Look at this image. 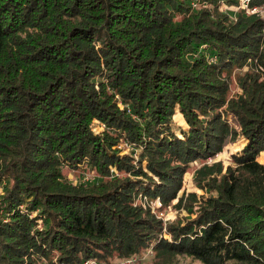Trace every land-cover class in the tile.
<instances>
[{"label":"trees","instance_id":"trees-1","mask_svg":"<svg viewBox=\"0 0 264 264\" xmlns=\"http://www.w3.org/2000/svg\"><path fill=\"white\" fill-rule=\"evenodd\" d=\"M232 5L0 0V264H264V17Z\"/></svg>","mask_w":264,"mask_h":264},{"label":"rangeland","instance_id":"rangeland-1","mask_svg":"<svg viewBox=\"0 0 264 264\" xmlns=\"http://www.w3.org/2000/svg\"><path fill=\"white\" fill-rule=\"evenodd\" d=\"M241 7L242 8L244 7L243 9H245L247 11V13H249V14L254 13L258 16L264 17V8H262V7L261 8L254 7L252 9L247 8L248 4H246L244 0H241V5H239V6L232 5V6H230V9L237 11V10H240ZM237 74L238 73L233 74V79H232V84H231V93L232 94H238L241 92V88L239 87L238 82H237V78H238V77H236ZM176 119L177 120L174 119V121H173V127H174L176 133L181 135L180 128L187 129L188 127L186 126V122L184 121L183 116L181 114H178L176 116ZM229 120H230V122H232L234 124L235 127L238 128L239 131H241L240 125L237 123L235 117L231 113H229ZM102 128L103 127H100L99 125H97L94 128V130L99 132L102 130ZM243 140H244V137L240 136L236 141L227 142V144L224 146V149L220 153H218L217 156L210 158L209 163H214L215 161H222L224 164V170H226L229 162H231V160H232L231 159L232 155L236 154L237 152H240L243 149V147H245V145L247 144V142H245V144H244ZM258 160L260 162L264 163V152H262L259 155ZM200 166H201L200 162L196 161L191 165L190 169H188V171H186L185 176H184L183 190L196 191L199 194H203V191L202 190L200 191L196 187L195 182L193 180L194 171L196 169H199ZM64 172L68 175V177L74 183H78L80 181H83L84 178H86V180H88V179H92L93 177L96 176L95 171H90L88 168H86L84 170H82V169L69 170L68 168H64ZM176 202H177V200H175L173 202V204H175ZM153 211L156 212V210H153ZM163 212L164 213L161 212L158 214H159V216H162L163 214H165L164 218L166 220H168V219L173 220L177 216L176 210L173 208H170V207L167 210L163 209ZM179 258L183 264H204L200 260L194 259L191 257L179 256Z\"/></svg>","mask_w":264,"mask_h":264},{"label":"built area","instance_id":"built-area-1","mask_svg":"<svg viewBox=\"0 0 264 264\" xmlns=\"http://www.w3.org/2000/svg\"><path fill=\"white\" fill-rule=\"evenodd\" d=\"M128 263L129 264H133V263H136V262L131 259V260L127 261V262L121 261V262H116L114 264H128ZM82 264H107V263H97L95 259H88V260L84 261Z\"/></svg>","mask_w":264,"mask_h":264}]
</instances>
